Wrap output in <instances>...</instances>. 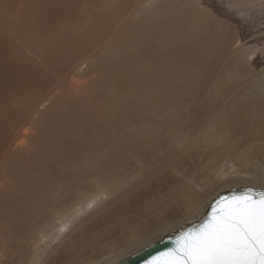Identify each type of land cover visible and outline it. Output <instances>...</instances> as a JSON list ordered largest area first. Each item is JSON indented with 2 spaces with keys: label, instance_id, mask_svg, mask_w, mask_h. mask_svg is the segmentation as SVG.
Masks as SVG:
<instances>
[{
  "label": "bare ground",
  "instance_id": "bare-ground-1",
  "mask_svg": "<svg viewBox=\"0 0 264 264\" xmlns=\"http://www.w3.org/2000/svg\"><path fill=\"white\" fill-rule=\"evenodd\" d=\"M109 1L101 0L98 3L99 0H0V44L3 45L0 46V227L3 225L4 228L0 231H3L0 234L2 239L0 249L4 250L0 255V264H21V259L14 256L5 257L11 245L9 239H17L24 231L30 232L34 229L46 214L41 212L42 210L45 212L48 209L56 210L55 216L60 222L57 231L59 234L63 233L68 227V222L62 223V218L67 217V212L72 210L71 208L77 209V212L81 210L78 207L80 196H71L70 191H76L83 186L90 188L89 192L96 191L101 187L100 182H104L102 184L104 186L108 183L104 178L106 175L110 177L111 168H121V165L133 159L143 160L152 157L159 160L168 155L170 160L167 164L173 169L181 166L175 162L176 160L180 159L178 161L182 162L183 156L186 158L191 156L194 147L204 146L208 151L197 157L199 163L207 161L206 165L205 162L200 165V169H204L202 173L207 170L209 164L215 168L219 163L221 166L225 165L226 172L229 173L231 168L239 163L240 166L249 169L248 172L252 173L254 179H259L255 171L256 166L250 161L257 160L251 149L255 144L250 141L238 148L233 146L235 142H239L240 133L245 125H252L259 142L264 143V80L248 83L243 79L244 66L237 65L239 63L236 62L237 64H231L221 72L223 75L236 73L238 78L242 77L234 92L225 97V104L217 108L214 102H205L204 88L209 79L216 74L218 63L224 58L223 52H226L227 47L222 46V54L217 60L210 58L209 51L212 49L210 29L207 28L199 39L195 38V43L191 46L186 43L190 39L185 40V37L182 39L181 35L176 34L178 40H172L169 34L170 28H180L183 25L179 20L177 24L175 21L164 20L146 25L143 19L136 22L134 18L129 21L130 15H127L126 10H122V6L120 9L117 6L119 11L114 14L112 13L115 9L111 13L99 16L98 24L103 26L102 36L93 46H77L75 53L70 57L59 54L55 60H51L47 54L54 53L57 46L44 51L38 46H35L37 50L26 44L33 36V32H36L35 21L65 20L66 17H70L68 16L70 11L71 13L75 11L74 6L77 4L79 7L76 12L79 18L94 16L96 11L100 13L102 10H108ZM121 3L124 5V1ZM87 12L89 13L85 15ZM196 17L204 18L198 15ZM87 24L80 25L85 28ZM92 24L93 27L97 25L94 21ZM129 24L133 32L123 29V26ZM113 25L115 30L120 29V32H117L123 34L129 44L132 43L136 47L125 57L122 55L107 66L104 72L106 77H103L102 82H107L111 91L105 89L108 95H100L101 106H97L96 100L91 97L87 100V107L90 106L95 118V128L88 131V124L68 115L62 105L68 107V101L76 98V105L79 106L80 94L83 97L86 95L83 94L84 87L91 90L89 81L92 79L87 81L88 79L84 78L85 85L83 84L85 81L81 83L82 79L80 82L72 81L70 87H67L66 76L63 74L75 72L73 71L76 67L75 61L92 47L101 44L105 37L106 42L110 43L113 38V32L110 33ZM179 39L184 40L185 44L177 43ZM238 53L234 54L238 56ZM67 54L69 55V52ZM177 55L180 57L177 58ZM141 62L148 65L160 62L164 69L154 74L151 80L145 76L147 73L139 71L133 81L130 74H135ZM176 62L179 65L175 67ZM173 64L174 67H171ZM259 70L257 71H262L261 68ZM95 71L90 68L85 71L81 69L77 73L80 76L87 73L93 76L100 75L94 73ZM260 76H264V73H257L252 80ZM162 77L166 78L162 84L155 85L154 80ZM95 80L97 81L96 77ZM127 82L131 86L128 89ZM105 86L104 84L103 87ZM136 94L139 96L137 97L139 104L150 109L155 104V112L141 115L136 109L131 112L132 109L125 107L129 97ZM110 99H117L116 102H120L118 105L122 107H116V104L111 106ZM173 107L184 111L175 113L177 108L173 110ZM47 111L51 113L50 119L46 115ZM168 111L173 113L170 114ZM245 137L247 139L246 135ZM243 151H246L244 155ZM259 151L264 152V147H260ZM178 168L184 171L183 181L187 182L194 175V172L191 175L187 173L183 167ZM217 170L215 169V173ZM39 172H42L41 176ZM226 172L220 170L218 173H222L219 175L223 176ZM183 181L180 184L183 185ZM225 183H228L227 180L221 184ZM67 198L71 200L65 207ZM26 206L37 207L38 210L26 213ZM13 215L20 217V222L18 221L16 225H12L10 221ZM26 222L31 226L24 228ZM5 223L10 228H15V231L13 233H9V229L5 231ZM95 227L96 225H93L88 231L94 230ZM5 235L9 239L3 240ZM75 252L67 250L61 252L54 264H82L80 262H84L86 258L84 261L76 260L81 257L78 256L79 250L76 254Z\"/></svg>",
  "mask_w": 264,
  "mask_h": 264
},
{
  "label": "rangeland",
  "instance_id": "rangeland-1",
  "mask_svg": "<svg viewBox=\"0 0 264 264\" xmlns=\"http://www.w3.org/2000/svg\"><path fill=\"white\" fill-rule=\"evenodd\" d=\"M123 1L124 5L121 3ZM100 2L101 0H99L98 3ZM108 5V10H102L100 13L96 11L94 16L89 15L79 18L76 12V9L78 10L79 7V4H77V6H74L75 11L73 13L70 11L68 15L71 18L66 17L65 20L62 19L63 21L60 19L35 21L36 32H33V36L31 35L32 37L29 38L26 44L33 47L38 46L44 51H47L50 47L55 48V46H57L54 53L47 54V57L51 60H55L60 56L59 54L70 57L75 53L74 50H76L77 46H93L94 42L102 36L101 32L103 29L101 28L103 26L98 23H100L99 20L103 13H111V11L113 12L115 9L112 13L114 14L116 11H119L122 6L121 9L126 10L125 12L127 15H130L129 21H132L134 18H136V22L143 19L146 25H149V23L154 24L157 21L164 20L175 21L177 24V20H179V23L183 25L180 28H170L168 30L169 34L172 40H178V37L175 36L176 34L181 35L182 39L184 37L185 40L190 39V41H186V43L191 46L194 45L195 38L199 39L207 28L210 29L211 34L209 38H211L210 48L212 49L209 51V56H211L210 58L213 60H217L219 55L222 54V46H227L226 52H223L224 58L221 59L218 63V68H216V74L209 79L204 88L203 100L205 102H214L217 108H221L225 104V97L231 92H234V89L237 88L242 77L238 78V74L236 75V73L233 75H229L228 73L223 75L221 73L231 64L239 63L237 65L242 64L244 66L243 79L247 80L248 83L259 79L261 82L264 80V76L252 80V77L257 73H264V0H240L239 2H234V0H110ZM129 5L131 7H129ZM88 13L89 12L85 15ZM196 15L203 16L204 18L200 19L196 17ZM92 17L93 19H91ZM93 21L97 23L95 27H93ZM84 22H88L89 24ZM80 24L87 25L85 28H82ZM90 28L96 29L91 30ZM114 28L113 25L110 30V33L113 32V38L110 43L106 42L107 37H105L101 44L92 47L86 54L75 61L76 67L73 70L75 72H64L63 74L66 76L67 87H70L72 81L80 82L82 79L81 83L85 81L83 83L85 85L87 79V81L92 79L89 81L91 90L88 89L89 87H84L83 89V94L87 96L84 95L83 97L80 94L78 105L82 107L76 105V98L68 101V107L62 105L63 109H66L68 115L73 118L76 117L79 122L88 124V131L95 128V118L91 113L90 106L87 107V100L91 97L96 100L97 106L101 104V96L108 95L106 90H109V84L107 82H102L103 77H106V73L104 72L107 66L114 63L115 60L117 61L120 56L124 55L125 57L130 50H135L136 47L132 43L129 44L123 34L118 33L120 29L115 30ZM123 29L133 32L130 24L123 26ZM98 30H100L98 34L101 33L99 37H97ZM174 31L175 33H173ZM212 31L215 33H212ZM107 36L109 37V34ZM182 39H179L180 41L177 43L185 44V41ZM0 46L3 45L0 44ZM62 46L67 47L63 48ZM99 46L102 47L100 48ZM35 49L37 48L35 47ZM68 52L69 55L67 54ZM236 52H239L238 56L234 54ZM176 57L179 58L180 56L177 55ZM177 65H179V63L176 62L175 67ZM161 66L160 62H158V64L150 63L149 65L141 62L138 64L135 74H130V78L134 81L139 71H142V73H147L145 76L151 80V78H154V74H158V71H163L164 68ZM171 67H174V64ZM90 68L95 69L96 71L94 73H99L100 75L97 74L93 76L87 73L84 76H80L77 73L79 70L81 71V69L85 71ZM97 68H99V70H97ZM260 68L263 73L262 71H257ZM88 75L89 77H87ZM164 79L166 78L162 77L159 80L155 79V85L162 84ZM104 84L107 88L106 86L105 88L103 87ZM129 87L131 86L127 82L126 89ZM66 90L65 92H67ZM58 91H60V89ZM91 91H93V93ZM130 97L127 100V104H132H126L125 107L130 110L132 109L131 112L135 109L141 115H149L155 112V104H153L150 109L137 102V97L139 98L137 94L131 95ZM116 100L117 99H110L111 106H115L114 104H116V107H122V105H118L120 102H116ZM165 106L169 108L168 105ZM176 108L173 107V110ZM107 111H109V108H107ZM180 111L183 112L184 109L180 110V108H177L174 112L178 113ZM47 112L46 115L48 119H50L51 113H49V111ZM76 112L79 115H75L77 114ZM168 113L172 114L173 112L168 111ZM243 129H246L242 131L243 134L242 132L240 133L243 139L240 138L239 142H235L233 147L238 148L244 146L243 144H248L250 141L255 144L251 149L253 151L252 153L256 155L257 160L250 161L256 166L255 171L259 179H254L252 173L250 171L248 172L249 169H247V167L245 169V167L240 166L239 163H236L235 167H232L229 173L226 172L227 167H225V165L221 166L222 164L220 163L217 164L215 168L209 164L207 170L202 173L204 169H200V165H203L205 161L199 163L197 157L204 155L203 153L208 151V148L204 146L194 147L191 156L189 158L183 156L182 162L178 161L180 159L175 161L181 165H178V167H183L190 175L194 172V175L192 177L190 176L191 178L187 181H190L189 183L183 181L184 171H181L182 168L175 167L172 169L167 164L170 160V156L168 155L159 160L152 159V157L143 160L133 159L121 165V168H111L110 177L108 178L106 175L104 178L108 180V183L104 186L102 185L104 182H100L101 187L98 189L94 188L96 191L89 192L91 189L84 186L76 191H70L71 196H80L81 199L78 202V205H80L78 207H80L81 210L80 212H77V209L73 208L69 211L68 209L66 210L68 211L67 217L64 216L61 222L67 221L68 227L63 233L61 232L59 234L57 231L60 222L56 219V210L48 209L47 212H45V210L41 211L44 214L46 213L45 216L43 215L39 224L34 226V229H31L30 232L24 231L17 239H9L5 235L3 240L9 239L11 241L8 255L5 254V257L14 256L21 259V264H54L61 252L66 250L67 252L76 251V254L79 250L78 256L81 258L79 257L80 259L76 260L79 261L83 259L82 261H84L86 258L84 262L80 263L107 264L131 251L144 241L183 223L195 214L213 193L220 189L238 184H249L258 188L262 187L263 182L261 178L264 175V152H260L259 148L262 146L264 147V143L259 142L255 132L256 130L252 125H245ZM245 152H242L243 155ZM192 155L196 156L193 157ZM218 160H220V158H218ZM206 162L204 165H206ZM164 164H166L165 167ZM162 166L163 168L159 169V167ZM215 169H218L216 173ZM220 170L226 173L223 176L219 175L222 174L218 173ZM39 174V176H41L42 172H39ZM226 180L228 183L221 184ZM181 181L184 182L183 185L180 184ZM214 181L216 183H214ZM188 186H190V188ZM71 196L69 198H71ZM66 200L65 207L70 204L69 200L71 199L67 198ZM40 208L42 207L40 206ZM37 210V207L26 206V213H34ZM10 221L12 225L18 224L20 222L19 215H13ZM93 225H96L95 229L88 231ZM30 226L29 222L24 224V228ZM108 226H110V228ZM1 229L4 230L3 225L0 227V231ZM7 229H9V233L15 231V228H10L8 224L5 225V231ZM2 233L3 231L0 232V234ZM84 233L85 235L82 236ZM5 234L7 233L5 232ZM41 234L44 235L41 236ZM1 240L0 237V241ZM3 252L4 250L0 249V255H2Z\"/></svg>",
  "mask_w": 264,
  "mask_h": 264
},
{
  "label": "snow or ice",
  "instance_id": "snow-or-ice-1",
  "mask_svg": "<svg viewBox=\"0 0 264 264\" xmlns=\"http://www.w3.org/2000/svg\"><path fill=\"white\" fill-rule=\"evenodd\" d=\"M149 264H264V188L219 201L205 222L181 232Z\"/></svg>",
  "mask_w": 264,
  "mask_h": 264
},
{
  "label": "water",
  "instance_id": "water-1",
  "mask_svg": "<svg viewBox=\"0 0 264 264\" xmlns=\"http://www.w3.org/2000/svg\"><path fill=\"white\" fill-rule=\"evenodd\" d=\"M262 182L263 186L259 188H264V175L262 176ZM248 187L258 188L249 184H238L216 191L195 214L183 223L144 241L131 251L107 264H149L154 257L174 247L175 240L181 232L205 222L212 215L213 208L217 206L219 201L232 197L233 195H240Z\"/></svg>",
  "mask_w": 264,
  "mask_h": 264
}]
</instances>
